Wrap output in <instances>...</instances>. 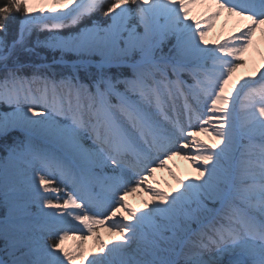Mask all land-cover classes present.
I'll return each instance as SVG.
<instances>
[{
    "label": "snow or ice",
    "instance_id": "obj_1",
    "mask_svg": "<svg viewBox=\"0 0 264 264\" xmlns=\"http://www.w3.org/2000/svg\"><path fill=\"white\" fill-rule=\"evenodd\" d=\"M261 45L264 0H0V264H264Z\"/></svg>",
    "mask_w": 264,
    "mask_h": 264
},
{
    "label": "bare ground",
    "instance_id": "obj_2",
    "mask_svg": "<svg viewBox=\"0 0 264 264\" xmlns=\"http://www.w3.org/2000/svg\"><path fill=\"white\" fill-rule=\"evenodd\" d=\"M197 12L202 11V9H197ZM223 24V17L221 18L220 21L217 22L216 28L213 30L212 33L209 34V39H213L214 37H218L220 35L221 31V25ZM234 24L233 22H229L227 25V28L224 29V33L227 34L228 31L232 30ZM257 39H259V34L257 35ZM261 50H264V45H261ZM254 55V53H249L246 54V58L249 56ZM258 62V58H257ZM251 64V63H250ZM252 66V65H251ZM251 69H247L245 71L237 73V75H246ZM200 139L202 140H207V137L201 135ZM210 142V141H209ZM169 167L172 169L173 172H175L178 176L181 178H186L188 176L194 175L193 168L195 167L191 162L186 161L182 159L181 157H174L172 160L168 161ZM155 179L159 181L158 184L155 186L158 188H161L165 191H170L171 188H174L175 181L172 179V177L168 174L167 170L163 169H157V172L155 173ZM96 191H100L99 188L95 189ZM175 194V193H173ZM29 195L27 190L22 191L20 193H14V192H9V198L10 199H15L17 196H19L21 199L26 198ZM0 199L4 201V192L3 189H0ZM126 199L130 205L136 208H142L143 207V201L145 199H149V195L142 191L138 190L137 192H129L128 195L126 196ZM96 209V208H95ZM31 211L38 212L39 209L38 207H35V210L30 206ZM99 210V209H97ZM45 211H52L51 209H45ZM100 211V210H99ZM110 223V222H109ZM82 228V226H79ZM99 235L104 239L108 240L110 237V233L107 232L106 228H101L98 229ZM78 235H87L86 231L85 232H77ZM4 239L1 238V241ZM69 243H72L69 241ZM94 243V240L91 239V237L86 241V244L91 247V245ZM5 258H7V255H5Z\"/></svg>",
    "mask_w": 264,
    "mask_h": 264
},
{
    "label": "trees",
    "instance_id": "obj_3",
    "mask_svg": "<svg viewBox=\"0 0 264 264\" xmlns=\"http://www.w3.org/2000/svg\"><path fill=\"white\" fill-rule=\"evenodd\" d=\"M92 19H96L98 22L100 23H104L108 18H105V16L103 15L102 12H97L93 14ZM85 23H89V20H85L82 22L81 26H83ZM17 25H14V28H16ZM78 29L75 28H65V30H61L60 34L62 35H69L72 34L73 32H75ZM49 33L47 32H37L34 31L32 36L30 37V39L32 41H34L36 39L37 36H39L40 38H43L44 36L48 35ZM11 38V37H10ZM165 51H167V48L164 49ZM55 56L57 58H59L58 54H55ZM53 55L49 56L47 59V62H51ZM65 58H67L68 60H73L75 59V57L72 56H66ZM92 71H95V68L91 69ZM113 71H115V69H113ZM3 108H5L4 105H2ZM9 111V110H8ZM16 138H22V134L18 133V132H12L10 134L7 135L6 138H3L0 140V156L4 154V150H5V146L10 144L14 139ZM4 216L2 214H0V218H3Z\"/></svg>",
    "mask_w": 264,
    "mask_h": 264
},
{
    "label": "rangeland",
    "instance_id": "obj_4",
    "mask_svg": "<svg viewBox=\"0 0 264 264\" xmlns=\"http://www.w3.org/2000/svg\"><path fill=\"white\" fill-rule=\"evenodd\" d=\"M105 18H107V17H105ZM63 30H65V29H63ZM61 35H62V34H61ZM64 36H67V35H64ZM38 51H42V54L46 55V56H47V59H48L49 56L53 55L52 52H49V51H47V50H39V49H38ZM55 54H58V55L60 56V54H59L58 52L55 53ZM66 56H72V57H75V59H76V55H75L74 53H68V54L65 55V57H66ZM65 57H64L65 60H67V61H72V60H68V59L65 58ZM75 59H73V60H75ZM94 59H95V60H98L99 57L96 56V57H94ZM251 67H252L251 64H249V67H248V68L241 69L239 72L245 71V70H247V69H251ZM239 72H238V73H239ZM2 105H3V104H0V113H5V112H11V111H12V106L4 105L5 108H3ZM8 110H9V111H8ZM12 132H18V133H20L18 130H11L8 134H10V133H12ZM8 134H7V135H8ZM20 134H21V133H20ZM1 139H3V138H0V140H1ZM6 156H7V152L4 150V154L0 156V161H3L4 157H6ZM57 184L59 185V180H58V179H57ZM59 186H60V185H59ZM63 187H64V186L61 185V188H63ZM67 190H68V191H72V189H71L70 186L68 187ZM30 206L33 208V210H35V207L37 208V205H36V204H31ZM97 211H99V210L96 209L95 212H97ZM32 212L35 213V211H32ZM0 214H2L4 217H5L6 214H7V207H6V205H5V202L2 201L1 199H0ZM3 219H4V218H1L0 221H2ZM91 239L94 240V238H92V237H91ZM51 241H52V238H49V242H51ZM4 248H5V241H4V240L1 241V238H0V259L7 260L8 257L5 258V255H7V254H6L5 250H4Z\"/></svg>",
    "mask_w": 264,
    "mask_h": 264
}]
</instances>
